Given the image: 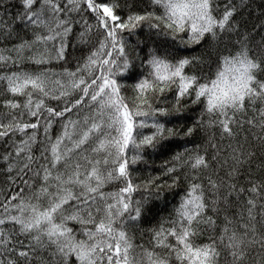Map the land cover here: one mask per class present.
<instances>
[{
	"label": "snow or ice",
	"instance_id": "1",
	"mask_svg": "<svg viewBox=\"0 0 264 264\" xmlns=\"http://www.w3.org/2000/svg\"><path fill=\"white\" fill-rule=\"evenodd\" d=\"M0 264H264V0H0Z\"/></svg>",
	"mask_w": 264,
	"mask_h": 264
},
{
	"label": "trees",
	"instance_id": "2",
	"mask_svg": "<svg viewBox=\"0 0 264 264\" xmlns=\"http://www.w3.org/2000/svg\"><path fill=\"white\" fill-rule=\"evenodd\" d=\"M256 4H259V0H255ZM243 16L246 18L248 16L247 11L243 13ZM187 54H192L193 51L196 54H199V52L202 51L200 48H195L194 50L189 48V49H181ZM160 158H156L155 163L158 165L160 163ZM180 189L177 188L176 190L172 192H165L163 195V199L161 200H153V205H152V213L151 215L155 216H160V215H167L168 212L171 210L172 206L178 201Z\"/></svg>",
	"mask_w": 264,
	"mask_h": 264
}]
</instances>
